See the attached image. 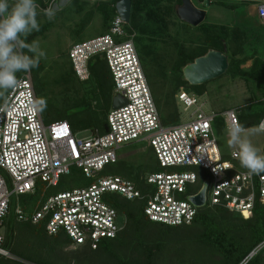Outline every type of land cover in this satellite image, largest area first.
<instances>
[{"label": "built area", "instance_id": "built-area-1", "mask_svg": "<svg viewBox=\"0 0 264 264\" xmlns=\"http://www.w3.org/2000/svg\"><path fill=\"white\" fill-rule=\"evenodd\" d=\"M259 1L256 8L264 25V0ZM127 25L117 13L107 33L76 42L68 52L74 73L82 81L90 77V59L105 58L115 96L120 94L127 100L108 113L104 133L96 129L81 135L67 120L47 124L41 109L31 107L38 99L31 70L19 76L17 87L8 91L0 106V169L11 183L9 187L0 173L1 256L24 262L5 247L3 230L13 195L38 196V207L33 211H25L23 205L15 208L19 221L44 222L48 234L64 230L75 245L88 244L93 249L103 239L115 238L125 227V219L122 223L121 214L105 199L107 194L145 200V215L170 226L194 221L199 208L188 197L201 190L203 185L198 190L193 188L200 176L208 182L206 206H221L250 218L256 203L264 204V174L241 169L232 155L225 159L214 135L219 118L227 126L241 125L239 110L209 111L202 96L181 88L176 99L186 114L193 111L187 120L165 125ZM144 140L149 141L161 168L144 175V190L126 177L99 176L108 164L118 161V149ZM73 167L92 182L50 193L63 177L72 174Z\"/></svg>", "mask_w": 264, "mask_h": 264}, {"label": "trees", "instance_id": "trees-1", "mask_svg": "<svg viewBox=\"0 0 264 264\" xmlns=\"http://www.w3.org/2000/svg\"><path fill=\"white\" fill-rule=\"evenodd\" d=\"M118 1L112 0L111 5L98 4L105 25L101 35L109 31L111 21L117 15L116 3ZM162 1L132 0L131 18L128 24L144 33L136 38L141 58L143 54L151 55L157 50L153 48V51L147 54L150 46L155 44L150 35L159 33L163 21L159 12ZM166 1L171 4L167 8L166 15H177L176 7L182 4V0ZM37 3L43 7L46 6L44 0H37ZM223 5L233 10L238 8V4L223 3ZM245 6L246 10L242 11L244 14L241 16L242 18L249 17V9L254 8V6H249V3ZM252 10H254L256 19L248 24L238 22H234L233 25L217 24L204 20L198 26H192L181 21L185 29L192 27L200 31L201 40L193 47H188L179 39L170 37L173 39L171 43H173L172 46L177 55L172 66V71L175 73L170 92L172 99L181 88L193 91L199 96L204 95L205 83L196 86L190 85L184 79L182 68L193 62L195 58L206 54L209 49H217L224 51L229 57V68L224 75H228L231 79H243L252 83L255 92L259 93L257 101L254 100L247 108L243 107L239 110L241 125L244 128H250L258 126L263 121L264 25L259 20L257 8ZM144 19L146 20L142 24ZM43 31L44 26L40 32ZM40 32H33L26 42L31 43L36 40ZM145 39L149 43L148 45L142 43ZM247 62H250L249 66L245 65ZM40 63L39 67L31 71L35 75L34 85L41 99L45 94L44 85L38 81V76L44 68V64L41 61ZM89 71V79L84 80L80 84L81 86H78L86 90L81 101L78 104L67 106L60 113L59 110L54 121L67 120L76 132H79L80 129H98L104 133L107 116L112 110L115 97V84L105 58L92 57L89 61ZM23 74L24 72H21L17 76ZM75 77L72 64L69 62L63 80L69 84ZM148 80L149 84L153 85V81L149 77ZM255 103H260L261 106H256L254 112L253 110L248 112V107L253 108ZM158 109L165 125L180 122L181 116L176 105L171 115V123L168 118H164L159 107ZM68 110L71 111L70 114L67 113ZM221 122L218 120L217 124L220 125ZM235 163L240 166L238 161ZM197 171L201 172L199 169ZM148 172L153 171L145 169L129 171L126 178L134 181L139 189L144 190L147 185L143 177ZM204 180L205 178L200 176L193 188L200 189ZM91 182L92 180L84 186ZM119 196L118 194H107L105 199L125 216V227L115 238L103 239L96 249L88 244L80 245L82 252L78 256L64 260L56 255L58 253L56 251L75 245L66 232L61 230L55 235H50L46 231L44 222L38 224L27 222L30 227L28 239L30 241H27L30 245L29 252L32 253L27 254L12 248V237H14L15 231L5 223V247L27 263L0 255V264H264V204L261 202L256 203L250 218H244L241 214L221 206H205L198 210L192 223L170 226L153 222L145 215V200L130 201L122 196L119 198ZM37 200L36 194L29 198L26 197V201L22 204L24 210L33 211L36 209L38 207ZM153 228H155L154 232ZM261 245L262 247L257 250L256 254L250 257V254Z\"/></svg>", "mask_w": 264, "mask_h": 264}, {"label": "rangeland", "instance_id": "rangeland-1", "mask_svg": "<svg viewBox=\"0 0 264 264\" xmlns=\"http://www.w3.org/2000/svg\"><path fill=\"white\" fill-rule=\"evenodd\" d=\"M213 1L214 2L210 4L208 2L202 3L200 0H192L195 6L204 9L207 12V17L205 19L207 22L217 24L225 23L230 25H233L234 22L243 24L254 22L256 15H254V10L252 9H254L257 3L260 2L259 0ZM44 2L46 3L45 7L38 3L40 9L47 8L53 0H44ZM56 2L60 4V8L56 12L53 20L49 21L43 15L38 16L40 31L43 26L44 31L42 33L39 31L40 34H38V37L35 40L39 42L40 48L45 52V57L40 60L44 64V68L38 76V81L44 85L45 96L41 99L45 101V104L41 108V113L46 123L54 121V119L57 118L59 110L60 113L61 110L67 106L78 104L83 98L86 90L78 87L81 86L80 84L83 82L82 80L75 77L72 78L73 82L70 81L69 84L63 80L70 62L68 52L74 43L92 39L103 33L102 30L103 28L105 29L104 19L99 10L98 4H112V0H56ZM223 3L238 4V8L235 10L229 9L225 7ZM248 3L249 6H254V8L249 9V17L242 18L241 16L244 15L242 11L246 10L245 5ZM170 5V2H167L166 0L161 2L159 12L163 17V21L161 22L159 33L157 35H150L151 38L154 39L155 44H152L149 50L147 48V54L149 52L151 53L153 48L157 50L152 52L151 55L143 54L141 61L149 79L153 81V85L150 86L155 98H157V105L164 118H168V121L171 123L172 121L170 119L175 105L181 113L180 121L187 120L190 112L193 110L186 114L183 111V104L179 102L178 98L176 99V96L172 99L170 94L171 84L175 74L174 71H172V66L177 56L175 49L172 46L173 43H171L173 39L170 37H175L188 47H193L200 42L201 34L200 31L192 27L185 29L177 15L173 14L167 16L166 11ZM178 7L179 6L176 7V10ZM145 20L146 19L142 21V24H144ZM127 28L129 29L130 35L133 36L135 44L136 38L144 35L141 30H136L129 24ZM142 43L147 45L149 44L146 42V39L142 41ZM144 53L146 54L145 51ZM245 65L249 66L250 62H247ZM163 73L167 75H164ZM34 78L35 75H33V80ZM205 89L206 91L202 96V99L207 101L206 108L212 112H222L230 108L238 110H241L243 107L247 108V106L252 101L256 100L259 95V93L255 92L252 83L246 82L243 79H231L228 75L206 82ZM7 93L8 91L0 92V106L3 104ZM37 97L40 99L38 93ZM256 106L260 107L261 105L260 103H255L253 108L248 107V112L251 110L254 112L256 110ZM67 113L70 114L71 111L68 110ZM219 120L222 121L221 124H216L214 127L216 142L219 150L225 158H230L231 153L235 149L228 146V136L226 132L227 125L221 118H219ZM256 127L257 126H253L246 129L251 131ZM91 131V129H80L79 133L81 135H87ZM248 139L255 147L258 148L259 154L264 155V133L253 132L249 135ZM117 157L118 162L108 164L99 176L119 175L127 177V173H129V171L135 172L141 169L159 171L161 169L157 164L156 156L149 141L147 140L123 145L117 150ZM240 168L245 169L241 165ZM0 173L5 176L10 187L11 183L8 174L1 169ZM71 173L72 174L63 177L59 186L51 188L49 192L57 193L74 187H82L92 180L84 177L81 174V171L75 167L72 168ZM110 195L117 194L111 193ZM25 201L26 196H12L11 213L9 214L10 216L8 215L6 218L5 223L15 231L14 237H12V248L27 254H32L29 252L30 245L28 242L30 241L28 240L30 227L27 222L19 221L15 213V208L18 205H22ZM124 219L125 216L121 214L122 223H124ZM154 229L155 228H153V232L155 231ZM5 231L6 230L4 228L3 233H5ZM56 252H58L56 255H59V257L66 260V258L69 259L70 257L78 256L82 252V248L81 246L71 245L69 247L59 249ZM25 262L27 263V261Z\"/></svg>", "mask_w": 264, "mask_h": 264}, {"label": "clouds", "instance_id": "clouds-1", "mask_svg": "<svg viewBox=\"0 0 264 264\" xmlns=\"http://www.w3.org/2000/svg\"><path fill=\"white\" fill-rule=\"evenodd\" d=\"M59 8L56 0L44 9L39 8L37 0H0V92L17 87L18 73L39 67L45 52L38 41H26L33 32L40 31L38 16L43 15L51 21ZM44 104L43 99H37L31 107L39 110ZM226 132L228 146L236 149L231 153L232 157L238 159L250 174H264V155H260L258 148L248 139L253 132L264 133V121L251 131L240 124H230Z\"/></svg>", "mask_w": 264, "mask_h": 264}, {"label": "water", "instance_id": "water-1", "mask_svg": "<svg viewBox=\"0 0 264 264\" xmlns=\"http://www.w3.org/2000/svg\"><path fill=\"white\" fill-rule=\"evenodd\" d=\"M132 0H119L116 3L117 13L123 18L126 23L130 22ZM179 19L192 26H198L206 17L207 12L194 5L192 0H182V4L177 8ZM229 68V57L224 51L217 49H209L206 54L195 58L193 62L186 64L182 68L184 79L192 86L204 84L210 80L223 76ZM127 103L126 98L118 94L113 99V109L120 108ZM107 130V125L105 126ZM207 187L206 181L198 194L189 196L188 198L193 204L201 209L207 204ZM259 246L254 250L250 257L254 256ZM243 264V263H241Z\"/></svg>", "mask_w": 264, "mask_h": 264}]
</instances>
